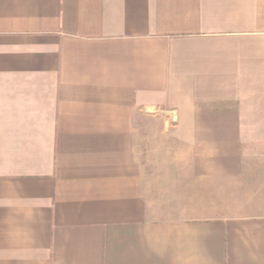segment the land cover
Here are the masks:
<instances>
[{"label":"crops","instance_id":"0c3cea01","mask_svg":"<svg viewBox=\"0 0 264 264\" xmlns=\"http://www.w3.org/2000/svg\"><path fill=\"white\" fill-rule=\"evenodd\" d=\"M262 97L264 0H0V264H264Z\"/></svg>","mask_w":264,"mask_h":264},{"label":"rangeland","instance_id":"374dc122","mask_svg":"<svg viewBox=\"0 0 264 264\" xmlns=\"http://www.w3.org/2000/svg\"><path fill=\"white\" fill-rule=\"evenodd\" d=\"M253 102L251 106L252 112L264 113V97L255 99ZM159 123V121L155 122L153 127H160ZM250 124H254V127L247 135L241 137V149L244 153V159L248 162L246 182L255 187L260 182L264 185V121L250 122ZM228 189L229 187L226 186L222 191L220 214L235 212L238 205L244 206L245 203H248L249 207L257 206V202L230 200L229 198L232 197V194L228 192ZM243 197L241 196L242 199ZM231 206H233V210H231Z\"/></svg>","mask_w":264,"mask_h":264}]
</instances>
